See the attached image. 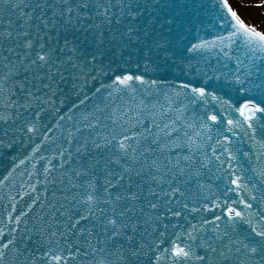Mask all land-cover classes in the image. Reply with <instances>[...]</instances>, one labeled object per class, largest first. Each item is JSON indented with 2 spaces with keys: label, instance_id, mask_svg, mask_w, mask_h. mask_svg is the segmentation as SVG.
I'll list each match as a JSON object with an SVG mask.
<instances>
[{
  "label": "snow or ice",
  "instance_id": "obj_1",
  "mask_svg": "<svg viewBox=\"0 0 264 264\" xmlns=\"http://www.w3.org/2000/svg\"><path fill=\"white\" fill-rule=\"evenodd\" d=\"M264 0H0V264H264Z\"/></svg>",
  "mask_w": 264,
  "mask_h": 264
},
{
  "label": "rangeland",
  "instance_id": "obj_2",
  "mask_svg": "<svg viewBox=\"0 0 264 264\" xmlns=\"http://www.w3.org/2000/svg\"><path fill=\"white\" fill-rule=\"evenodd\" d=\"M264 11V9L260 8H248L244 10L245 16L250 20H259L261 12Z\"/></svg>",
  "mask_w": 264,
  "mask_h": 264
},
{
  "label": "bare ground",
  "instance_id": "obj_3",
  "mask_svg": "<svg viewBox=\"0 0 264 264\" xmlns=\"http://www.w3.org/2000/svg\"><path fill=\"white\" fill-rule=\"evenodd\" d=\"M251 2H252V3H255V2H256V0H251Z\"/></svg>",
  "mask_w": 264,
  "mask_h": 264
}]
</instances>
